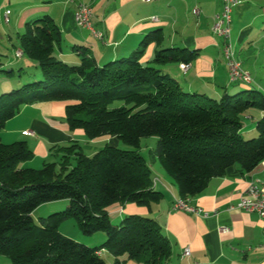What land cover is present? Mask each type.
I'll list each match as a JSON object with an SVG mask.
<instances>
[{
	"label": "trees",
	"instance_id": "16d2710c",
	"mask_svg": "<svg viewBox=\"0 0 264 264\" xmlns=\"http://www.w3.org/2000/svg\"><path fill=\"white\" fill-rule=\"evenodd\" d=\"M147 41L104 64L84 47L79 61L68 63L57 56L61 33L48 15L27 23L19 35L21 53L33 63L19 75L31 69L40 75L32 73L23 86L0 92V131L23 104L59 100L68 103L65 121L71 130L82 129L88 140L110 138L127 147L107 141L88 155L79 143L53 146L58 160L32 168L21 165L33 156L26 141L0 140V255L10 264H110L101 250L112 256L111 264H168L171 244L154 218L127 214L114 222L109 216L115 203L150 207L162 199L150 164L139 152L142 138L156 137L153 155L181 200L199 195L232 167L247 173L264 162V92L243 89L214 98L185 91L159 66L188 63L195 53L163 48L143 63ZM249 110L261 116L255 121L258 135L245 139L241 116ZM58 200L67 202L62 216L35 222L38 207ZM68 216L83 234L102 231L106 240L92 247L61 233L59 221Z\"/></svg>",
	"mask_w": 264,
	"mask_h": 264
},
{
	"label": "crops",
	"instance_id": "0c3cea01",
	"mask_svg": "<svg viewBox=\"0 0 264 264\" xmlns=\"http://www.w3.org/2000/svg\"><path fill=\"white\" fill-rule=\"evenodd\" d=\"M81 4L92 8V25L103 33L101 39L77 25L75 12ZM222 7L223 0H0V92L19 86L22 68L33 67L23 55L15 54L20 49L19 35L27 23L45 15L60 30L62 48L57 50V56L65 62L77 63L79 49L85 47L98 64H104L132 54L148 40L141 57L143 63L163 48H185L195 53L185 71L180 68L182 62L159 66L176 78L185 91L214 98L243 89L264 92V0H237L231 13V42L235 57L251 74L249 84L229 81L223 39L211 31L213 16ZM152 35L159 39L149 40L147 37ZM67 104L59 100L23 104L6 121L0 131L1 142L24 140L34 147L32 158L22 166L40 168L44 162L56 161L60 154L55 153V148L50 150L53 146L83 141L82 150L89 149L93 154L105 142L112 141L96 138L88 140L92 146L86 144L84 131L71 130L65 121ZM250 112L247 117L251 122L243 121V131L261 116L259 111L256 118ZM24 130L32 133L25 135ZM150 167L152 171L153 164ZM153 171V186L162 193V199L150 207L115 203L109 208L114 222L127 214L154 218L171 244L168 264H264V221L254 212L235 207L251 179L264 180V162L247 173L232 167L225 175L212 178L199 195L187 199L189 205L207 211L206 217L172 210L174 199H180L177 187L164 172ZM221 227L226 230L220 231ZM185 247L190 249L189 255L183 254ZM100 253L107 254L106 250ZM108 256L111 264L113 258ZM125 264L139 263L128 260Z\"/></svg>",
	"mask_w": 264,
	"mask_h": 264
},
{
	"label": "built area",
	"instance_id": "2783aa9c",
	"mask_svg": "<svg viewBox=\"0 0 264 264\" xmlns=\"http://www.w3.org/2000/svg\"><path fill=\"white\" fill-rule=\"evenodd\" d=\"M236 3L237 0H223L222 11L213 16L211 31L214 35L223 39L222 53L225 55L229 81L233 83H250L252 81L251 74L248 70L242 67L241 62L235 57L234 48L231 42V13ZM6 13H9V10H7ZM91 17L92 8L85 4H81L75 12V21L77 25L79 27L88 29L95 38L101 39L103 33L93 27ZM15 54L17 57H20L18 51H16ZM188 66V63H182L180 68L185 71ZM22 133L29 135L32 132L29 130H24ZM235 207L249 213L254 212L264 221V180L259 178L251 179ZM171 209L182 210L185 212L194 213L196 215H201L203 217L209 215V213L204 211L200 206L194 205L192 203H190V205L179 204L178 198L174 199ZM225 230L226 229L224 227L220 228V231L222 232ZM183 254L189 255L190 249L185 247Z\"/></svg>",
	"mask_w": 264,
	"mask_h": 264
},
{
	"label": "rangeland",
	"instance_id": "374dc122",
	"mask_svg": "<svg viewBox=\"0 0 264 264\" xmlns=\"http://www.w3.org/2000/svg\"><path fill=\"white\" fill-rule=\"evenodd\" d=\"M31 71L27 72L26 74L23 73L20 76V79H21L20 86H23L24 84L28 83L29 80H27V77H29L30 74L34 73L37 76L40 75L39 70L34 71V69H31ZM16 77L18 78V76H16ZM250 111H251L250 112L251 115H255V118L258 117L257 116V112H258L257 110H250ZM247 116H248V113H244L241 116V118L245 122L246 121L251 122ZM255 121H256V119L252 123H250V125H248L247 130H244L242 132V136L245 139L253 138V137H256L258 135L256 128H255ZM251 127H253L252 130H251ZM86 140H87L86 144L92 146V144L88 141L87 138H86ZM111 143L116 144L121 148L127 147L126 145H124L119 140L118 141L113 140ZM80 144L83 145L84 142L82 141ZM155 146H156V137L151 136V137L142 138L141 143H140L139 152L145 157L146 161L149 164H153V170L155 169V170H159V171L164 172V169L161 167L159 161L153 155V150H154ZM28 147L34 154L35 153V151L33 150L34 147L30 144H28ZM50 150H51V148H50ZM85 152L89 153L91 151H89V149H86ZM89 154H91V153H89ZM35 157H37V156H34V159H35ZM42 166H43V164H42ZM26 167H29V166H26ZM153 170H152V176L154 178L155 171H153ZM66 203H67L66 200H58V201H54V202L45 203L44 205L38 207L33 213V218H34L35 222H38V220L40 218L47 217L50 214H53V216H62V214L65 210V207H66ZM116 222H118V221H116ZM58 227H59V230L61 233H64L66 236L73 238L79 242L85 243L88 246H92V247L97 246L98 247L106 240V234L102 231H97V232H94L92 234H83L81 232V230L79 229L77 221L74 217H69V216L63 217L59 221ZM108 255H109L108 253L107 254L104 253L103 257L106 260H108L109 259ZM0 264H10V260L6 256L0 255Z\"/></svg>",
	"mask_w": 264,
	"mask_h": 264
},
{
	"label": "bare ground",
	"instance_id": "6f19581e",
	"mask_svg": "<svg viewBox=\"0 0 264 264\" xmlns=\"http://www.w3.org/2000/svg\"><path fill=\"white\" fill-rule=\"evenodd\" d=\"M17 51H18V53H19V56H21V55H22L21 50L18 49ZM223 57H224V60H225V63H226V59H225V55H224V54H223ZM181 64H182V63H181ZM181 64H180V66H181ZM242 83H246V84L248 83V84H249V82H242ZM178 203H179V204H183V205H189L187 200H181V199H178Z\"/></svg>",
	"mask_w": 264,
	"mask_h": 264
}]
</instances>
